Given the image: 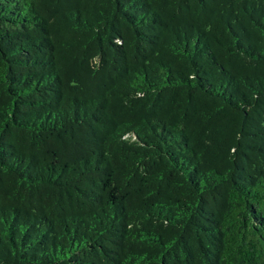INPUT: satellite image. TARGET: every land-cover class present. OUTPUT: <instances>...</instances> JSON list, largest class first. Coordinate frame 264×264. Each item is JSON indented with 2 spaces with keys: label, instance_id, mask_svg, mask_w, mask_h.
Masks as SVG:
<instances>
[{
  "label": "trees",
  "instance_id": "trees-1",
  "mask_svg": "<svg viewBox=\"0 0 264 264\" xmlns=\"http://www.w3.org/2000/svg\"><path fill=\"white\" fill-rule=\"evenodd\" d=\"M0 264H264V0H0Z\"/></svg>",
  "mask_w": 264,
  "mask_h": 264
}]
</instances>
